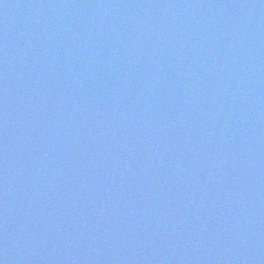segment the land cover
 Wrapping results in <instances>:
<instances>
[{"label": "water", "instance_id": "water-1", "mask_svg": "<svg viewBox=\"0 0 264 264\" xmlns=\"http://www.w3.org/2000/svg\"><path fill=\"white\" fill-rule=\"evenodd\" d=\"M264 82V0H234Z\"/></svg>", "mask_w": 264, "mask_h": 264}]
</instances>
